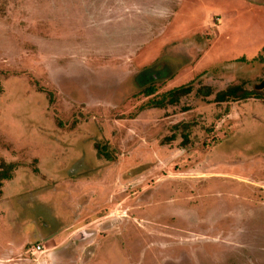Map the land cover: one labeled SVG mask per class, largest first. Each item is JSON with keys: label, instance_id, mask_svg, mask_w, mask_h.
I'll return each instance as SVG.
<instances>
[{"label": "rangeland", "instance_id": "374dc122", "mask_svg": "<svg viewBox=\"0 0 264 264\" xmlns=\"http://www.w3.org/2000/svg\"><path fill=\"white\" fill-rule=\"evenodd\" d=\"M234 85L264 92V0H0V264H264Z\"/></svg>", "mask_w": 264, "mask_h": 264}, {"label": "trees", "instance_id": "16d2710c", "mask_svg": "<svg viewBox=\"0 0 264 264\" xmlns=\"http://www.w3.org/2000/svg\"><path fill=\"white\" fill-rule=\"evenodd\" d=\"M241 60V59H240ZM155 87L148 85L143 88L142 93L145 96H151L155 93ZM202 90H199V92ZM191 92V87L184 86L170 90L163 94L159 100L151 102L152 107L162 108L166 105H174L178 102L179 98L188 95ZM204 96H208L209 92L206 90L203 92ZM249 99L264 100V92L246 90L242 86L234 85L216 94L215 101L218 103H225L229 101H246ZM15 169L13 163L0 162V196L1 188L5 181L12 179V174Z\"/></svg>", "mask_w": 264, "mask_h": 264}, {"label": "built area", "instance_id": "2783aa9c", "mask_svg": "<svg viewBox=\"0 0 264 264\" xmlns=\"http://www.w3.org/2000/svg\"><path fill=\"white\" fill-rule=\"evenodd\" d=\"M35 249H36V251H40L41 250V246H37Z\"/></svg>", "mask_w": 264, "mask_h": 264}]
</instances>
